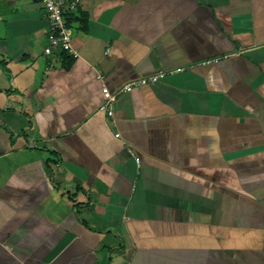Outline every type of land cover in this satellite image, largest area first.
Here are the masks:
<instances>
[{
    "label": "crops",
    "instance_id": "0c3cea01",
    "mask_svg": "<svg viewBox=\"0 0 264 264\" xmlns=\"http://www.w3.org/2000/svg\"><path fill=\"white\" fill-rule=\"evenodd\" d=\"M79 1L0 0V264H264V0Z\"/></svg>",
    "mask_w": 264,
    "mask_h": 264
},
{
    "label": "built area",
    "instance_id": "2783aa9c",
    "mask_svg": "<svg viewBox=\"0 0 264 264\" xmlns=\"http://www.w3.org/2000/svg\"><path fill=\"white\" fill-rule=\"evenodd\" d=\"M42 1L49 21L50 46L45 49V53L50 55L53 48L65 51L69 56L78 58L77 51L72 46V32L66 22L68 12L78 8L79 0H40ZM165 73H158L149 77L139 78L125 84L116 92L105 91V101L102 109L107 111L108 116H113L112 105L120 94L131 92L136 87L155 84ZM118 136V135H117Z\"/></svg>",
    "mask_w": 264,
    "mask_h": 264
}]
</instances>
